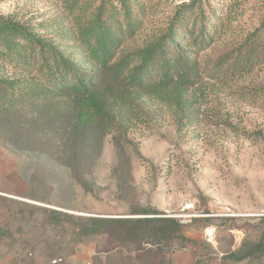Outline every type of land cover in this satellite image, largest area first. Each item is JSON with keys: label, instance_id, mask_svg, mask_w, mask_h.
<instances>
[{"label": "rangeland", "instance_id": "1", "mask_svg": "<svg viewBox=\"0 0 264 264\" xmlns=\"http://www.w3.org/2000/svg\"><path fill=\"white\" fill-rule=\"evenodd\" d=\"M71 1L0 0V18L10 17L35 35L68 46L79 59L73 47L79 46L78 36L102 0ZM190 1L129 0L138 24L123 41V51L143 49L165 36L183 12L182 5ZM113 4L122 19L120 4ZM189 12L193 13L187 26L195 17L196 31L200 17L218 25L209 47L195 52L194 85L178 104L168 95L117 84L108 87L105 122L83 132L86 147L78 178L67 164L63 180L55 181L48 171L49 184L63 186V202L75 209L28 205L0 227V249L6 254L24 264H51L97 242L100 235L79 232L90 218L173 219L178 227L151 223L155 233L149 238L101 235L103 249L134 253L145 264H167L165 256L179 236L207 231L229 247L234 230L251 227L250 235L259 233L258 223L264 226V31L251 36L264 25V0H197ZM2 59L0 54L7 78L23 77L20 69ZM76 112L71 102L47 110L29 108L26 118L35 123L26 135L24 118L16 122L14 114H6L0 120V146L35 151V145L70 141L66 131H72ZM167 229L173 236H166Z\"/></svg>", "mask_w": 264, "mask_h": 264}, {"label": "trees", "instance_id": "2", "mask_svg": "<svg viewBox=\"0 0 264 264\" xmlns=\"http://www.w3.org/2000/svg\"><path fill=\"white\" fill-rule=\"evenodd\" d=\"M75 1H71V5ZM113 1L102 0L86 30L80 32L79 46L73 47L79 59L72 57L68 46L41 38L10 17L0 18L2 60L11 62L13 68L20 69V74H23L16 80L7 78L3 72L5 67L0 65V120L6 114L8 117L14 114L12 120L17 119L16 122L24 118L26 135L35 123L31 122V118H26L29 108L47 110L60 102L73 103L77 112L71 116L72 131H66L70 141L58 142L57 145H35L34 148L63 165L67 164L75 179L78 178L76 173L86 147L85 141H81L83 132L98 121L105 122V90L117 84L147 94L168 95L176 104L180 103L183 93L194 85L198 76V54L195 52L208 48L217 31L218 25H212L204 17H200L198 31L195 17L187 26L193 13L189 11L197 2L191 0L188 5H182L183 12L175 16L165 36L143 49L123 51V41L135 32L138 22L130 12L129 0H116L124 12L122 19H119ZM263 31L264 25L251 38ZM183 36L186 39L179 44ZM187 47L194 48V51L185 50ZM42 122L35 125L36 131L42 127ZM61 146L62 153L58 151ZM64 151L69 152L70 156L63 154ZM157 221L179 226L171 218H90V224L80 226L79 232L82 235L119 233L149 238L155 233L149 225ZM163 232L167 237L173 236L168 229ZM254 248L257 251L262 247L257 245Z\"/></svg>", "mask_w": 264, "mask_h": 264}, {"label": "crops", "instance_id": "3", "mask_svg": "<svg viewBox=\"0 0 264 264\" xmlns=\"http://www.w3.org/2000/svg\"><path fill=\"white\" fill-rule=\"evenodd\" d=\"M49 170L55 174V181L64 179L63 164L52 156L39 151L0 146V227L21 214L28 205L75 209L72 204L65 205L63 202V186L49 184ZM69 180L72 200L71 178ZM250 228L234 230L236 234L229 247L224 244V239L219 240L220 245L217 240L208 238L206 233L183 235L177 238L175 247L166 254L167 264H264V226L258 223L263 237L259 233L255 237L250 235ZM101 238L100 235L95 244L59 258L61 262L58 264H145L142 259H136L134 253L119 252L116 248L103 249ZM257 245L263 248L261 253L255 250ZM122 254L130 255L131 259L123 260ZM23 262L0 249V264Z\"/></svg>", "mask_w": 264, "mask_h": 264}, {"label": "built area", "instance_id": "4", "mask_svg": "<svg viewBox=\"0 0 264 264\" xmlns=\"http://www.w3.org/2000/svg\"><path fill=\"white\" fill-rule=\"evenodd\" d=\"M206 235L208 236V238L212 239V233H209L206 231ZM60 262H61V260L56 259V260L51 261V264H58Z\"/></svg>", "mask_w": 264, "mask_h": 264}]
</instances>
